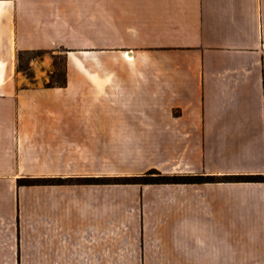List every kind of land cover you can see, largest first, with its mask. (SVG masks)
I'll use <instances>...</instances> for the list:
<instances>
[{
    "label": "crops",
    "instance_id": "0c3cea01",
    "mask_svg": "<svg viewBox=\"0 0 264 264\" xmlns=\"http://www.w3.org/2000/svg\"><path fill=\"white\" fill-rule=\"evenodd\" d=\"M151 169L264 176V0H0V264H264V182H70Z\"/></svg>",
    "mask_w": 264,
    "mask_h": 264
},
{
    "label": "rangeland",
    "instance_id": "374dc122",
    "mask_svg": "<svg viewBox=\"0 0 264 264\" xmlns=\"http://www.w3.org/2000/svg\"><path fill=\"white\" fill-rule=\"evenodd\" d=\"M54 45L51 49H43L37 51H21L16 56L15 68L13 72L17 73L18 79L25 78L28 86L37 84V76H45V86L48 87H65L67 75V49L69 45H79L83 41H89L93 45L98 46V34H82L76 33L68 35L60 31L54 33ZM71 39V40H69ZM78 52V51H72ZM88 53H98V49L87 51ZM89 55V54H88ZM94 60V59H93ZM155 170V169H151ZM150 171V170H149ZM158 171V170H156ZM148 171L140 176H144ZM161 173L160 171H158ZM161 175H163L161 173ZM138 176V177H140ZM132 177H109L105 179L95 180L93 184L107 185H136L128 183L125 180ZM31 180L30 178H27ZM21 180V179H19ZM18 180V181H19ZM51 180V179H48ZM91 179H72L70 182L87 184V182H79ZM91 183V182H88ZM19 185V184H18ZM142 185V184H139ZM38 186V185H36Z\"/></svg>",
    "mask_w": 264,
    "mask_h": 264
},
{
    "label": "trees",
    "instance_id": "16d2710c",
    "mask_svg": "<svg viewBox=\"0 0 264 264\" xmlns=\"http://www.w3.org/2000/svg\"><path fill=\"white\" fill-rule=\"evenodd\" d=\"M48 87H51L49 85ZM133 184H205L215 182H245V183H259L264 182V176H230V177H212V176H165L161 175L156 170L148 171L144 176L127 178L125 180ZM79 182H87L93 184L95 180H85ZM91 182V183H88ZM19 186H36L44 184H63L62 180H48V179H21L18 181Z\"/></svg>",
    "mask_w": 264,
    "mask_h": 264
}]
</instances>
